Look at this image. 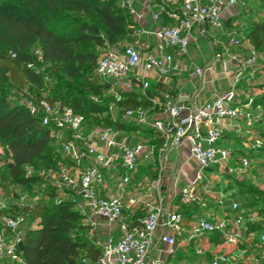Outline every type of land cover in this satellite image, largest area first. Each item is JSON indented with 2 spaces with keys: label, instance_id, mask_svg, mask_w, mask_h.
<instances>
[{
  "label": "built area",
  "instance_id": "1",
  "mask_svg": "<svg viewBox=\"0 0 264 264\" xmlns=\"http://www.w3.org/2000/svg\"><path fill=\"white\" fill-rule=\"evenodd\" d=\"M133 1L118 0V4L138 19L140 14L134 10ZM166 4L174 6L175 1L152 0L149 4L147 20L153 26V32L135 28L129 40L116 48H108L95 62V74L107 81L111 90L129 91L135 86L148 99L149 107L125 109L119 118L156 132L160 138L156 150L148 138H140L137 133L123 132L112 126L93 125L85 129L82 115L58 101L40 99L27 103L31 115L38 116L43 126L54 129L61 156L77 166L73 173L62 167L53 176V185L71 191L78 201V212L92 225L95 218H101L110 231L115 227L119 233L117 238L111 234L103 239L96 237L92 243L99 249V255L95 259L82 257L80 264H163L159 257L150 255L157 228L161 229L158 241L166 247H172L176 236L183 232L193 240L214 232L224 233L230 227L232 233L225 235L227 241L235 242L241 236L242 216L236 214L237 202L219 193L212 202L219 208L227 207L234 214L215 219L195 216L189 228H185L183 216L162 202L167 200L160 186L172 174L173 186L179 178L183 182L174 195L178 201L182 205L196 201L193 189L204 171L213 165L223 168L228 159L224 127L219 121L229 120L231 127L241 123L247 129L255 119L249 108L251 98L237 99L235 89L243 77L241 69L254 62L257 51L249 46L246 57L238 59L228 50L229 44L235 45L237 41L230 39V34L226 36L228 40H208V36L225 31L224 23L236 16V11L246 7V0H182L177 11L174 8L166 11ZM163 15L172 21V25L159 24ZM193 30L196 36H193ZM197 39L206 40L212 53L211 63L205 68L196 64L189 54L190 47H197ZM33 54L37 60L41 59L38 48ZM225 56H228L227 60H224ZM222 60L228 66L223 70L233 72L231 77L225 75L230 80L229 85L210 91L203 101L195 104L185 87ZM179 75L183 81L173 96L162 94V101L158 97H148L151 79L163 82V79ZM190 101L192 106L187 104ZM172 153L177 162L180 161L176 172L167 166ZM152 162L157 165L153 180L135 176L138 166ZM188 163L192 164L190 170L184 168ZM247 165V159L242 157L240 166ZM126 187H131L132 191L125 190ZM197 203L203 207L207 201ZM136 206L143 209L142 215L134 218L124 215L125 209ZM24 221L22 214H0V259L4 258L10 264H26L18 250ZM260 241L263 243V235ZM194 252L200 255L203 251L196 248ZM258 257L264 261V247L259 250ZM205 264L236 263L221 251L209 256Z\"/></svg>",
  "mask_w": 264,
  "mask_h": 264
},
{
  "label": "trees",
  "instance_id": "2",
  "mask_svg": "<svg viewBox=\"0 0 264 264\" xmlns=\"http://www.w3.org/2000/svg\"><path fill=\"white\" fill-rule=\"evenodd\" d=\"M178 1L180 3L174 6L166 4V11L175 7L177 11L182 0ZM256 2L264 12V0ZM163 17V25H172ZM229 26L230 20L224 23V29ZM136 27L127 10L119 7L118 0H0V44L9 49L8 54L0 51V147L5 148L8 155L4 162L6 183L11 186L42 183L47 196L54 197L58 188L47 177L53 178L62 167L68 168L70 173L77 168L69 158L61 156L54 129L43 126L38 116L28 112L27 103L32 100L58 101L82 115L85 129L99 125L137 133L148 138L156 150L160 144L156 132L119 118L125 109L149 107L148 99L134 89L111 90L109 83L95 74L99 55L129 40ZM244 40L264 53V18L250 25ZM32 44L40 51V60L31 51ZM93 47L100 51L95 52ZM28 63L32 66L28 67ZM40 65L51 72L57 84L48 89L47 94H41L44 80L38 70ZM91 66L93 71H90ZM171 78L170 84H163L162 80L150 82L148 97H158L162 101L163 95L173 96L177 81L175 76ZM61 87L65 90L61 91ZM258 89L251 103L264 112V82ZM9 90L18 92L24 101L17 98L9 101L8 97H14ZM36 163L40 164L42 174L36 171ZM214 166L206 170L212 171ZM27 167L32 171H25ZM227 167L226 164L222 169ZM156 172V162H152L138 166L135 176L153 180ZM61 190L75 197L68 189ZM175 201H178L177 196ZM137 209L141 213L131 215L132 218L143 214L142 208ZM220 209L229 210L227 207ZM0 214L23 215L19 254L26 264H80L82 257L95 259L100 253L85 234L90 225L84 222L86 218L78 212L74 199H61L49 205L36 201L19 209L11 207L9 212L0 210ZM261 235L264 236L263 232L255 236L258 250L264 247ZM207 236L213 244L225 241L221 232ZM1 264L10 263L3 258Z\"/></svg>",
  "mask_w": 264,
  "mask_h": 264
},
{
  "label": "rangeland",
  "instance_id": "3",
  "mask_svg": "<svg viewBox=\"0 0 264 264\" xmlns=\"http://www.w3.org/2000/svg\"><path fill=\"white\" fill-rule=\"evenodd\" d=\"M174 1L175 3H180L178 0ZM263 18L264 12L262 6L259 5L256 0H246V7L243 10L236 11V16L230 20V26L223 33H216L215 35L208 36V40H228L229 38L237 40L235 45L229 44L228 50L232 54H235L238 59H244L249 46H251L244 40V34L251 24L260 22ZM228 34H230L229 38L226 37ZM124 42L125 41H121L120 45ZM36 48L35 44L30 46L31 51ZM214 49L219 50L217 47H214ZM92 50L95 52L100 51L97 47H93ZM0 51L8 54L9 49L5 45L0 44ZM189 54L194 59L200 56V54H203V56L200 57V59L202 58L201 60H203V64L208 66L211 63L212 53L207 47L206 40H199L197 47H190ZM227 58L228 56H225L224 60H227ZM223 69H228L226 61L222 60L215 62L211 70L215 84L212 81L210 85L214 89H225L230 83L229 78H226L225 75L231 77L233 72H228V70L225 72ZM38 70L42 73L44 80V90L41 91V94H47L48 89L51 90L57 87V84L53 81L54 77L51 75V72L45 69L44 65H40ZM241 70L243 77L237 84L235 93L237 99L245 101L247 97L252 99V97L259 92L258 85L264 82V53L257 51L254 62L246 65ZM90 71H93V66L90 67ZM216 78L219 80L215 81L214 79ZM70 87L73 88L74 83L71 84ZM60 89L61 91L65 90L63 87ZM133 89L135 91L138 90L135 86ZM9 93L14 95V97H8L9 101L12 102L15 98H17L18 101L20 100V102L24 101L18 92L9 90ZM249 108L255 119L247 129L242 127L241 123L239 126L231 127L232 123L229 120H223L226 124L225 127L230 126L228 130L224 129L223 132V140L229 153L228 159L224 161L225 165H228L227 169L225 170L214 166L212 171L205 170L202 179L194 186L193 193L197 198L196 201H207L205 205L206 209H203L199 213L201 216L205 215V211L208 208L207 206L213 208V210L219 208L212 202V199L219 193L226 199L237 202L238 209L236 214L242 216V224L239 227V229L243 231L242 235L238 237L235 242H229L225 238L223 243L216 245L217 247L215 250H222L231 257L234 263L264 264V261L260 260L258 257L259 250L255 242L256 233L263 232L264 234V112L252 103ZM139 136L143 138L141 135ZM242 157H245L248 162V165L244 168L240 166ZM7 159V150L5 148L1 149L0 147V210L9 212L11 207L19 209L24 205H33L36 201H41L49 205L66 198L74 199L75 206L77 207L78 201L76 197H72L70 193L64 192L61 189L55 191L54 197H48L47 191L42 183L25 186H11L6 183L4 178V162L7 161ZM179 162L180 161H178L176 165H178ZM36 164V171L42 174L43 170L40 169V164ZM176 165L173 167L174 172H176ZM184 168L190 170L192 164L188 163ZM25 171L31 172L32 168L27 167ZM48 178L50 181L53 180V178L47 177V179ZM170 184L173 186V180L170 181ZM176 186L181 187L180 178L176 181ZM125 190L132 191L131 187H126ZM171 190H173V188H171ZM164 195H166V193ZM166 198L168 199V197L165 196V199ZM194 203L195 201L190 205H194ZM190 205H177L171 208L181 215L185 214L183 224L186 223L187 228H189L194 220L191 219L189 215L187 216V213L190 211ZM221 211L222 217L225 218L234 214L227 209H221ZM84 222L90 225L88 219H85ZM89 229L85 232L88 239L90 238V240L93 241L96 237H101L90 233ZM231 233V228H227L223 234L229 235ZM208 239L209 237L207 235L193 239L196 242L190 244V249L185 252L188 261L197 259V261L202 262L207 260L205 254L197 255L194 253V249L195 247L205 249V243L209 242ZM1 262L2 259H0V264Z\"/></svg>",
  "mask_w": 264,
  "mask_h": 264
},
{
  "label": "crops",
  "instance_id": "4",
  "mask_svg": "<svg viewBox=\"0 0 264 264\" xmlns=\"http://www.w3.org/2000/svg\"><path fill=\"white\" fill-rule=\"evenodd\" d=\"M156 1V0H155ZM152 2V0H134L132 3V6L134 8L135 11H137V13L140 14V17L138 19L133 18L134 23L137 25L136 28H144L145 30L149 31V32H153V26L149 24L148 22V8H149V4ZM176 8V7H175ZM174 8V9H175ZM164 17L162 16L160 19L159 24L164 23ZM167 22H171V20H167ZM193 36L195 35V31L193 30ZM150 40H153L152 37H150ZM197 40H201V39H197ZM208 47V46H207ZM200 51V49H199ZM203 54H200V56L196 57L194 59V62L196 64H198L199 66L202 67H206L203 64V60L200 59V57H202ZM220 73V72H219ZM176 77V81H177V86H179L182 81H183V77L182 76H175ZM213 77L211 74V70H206L204 71L202 77L196 79L194 81V83L192 85L188 84L185 87V92L188 94L190 100H194L195 104H199L201 101H203L210 93V91L214 90L213 87H211L210 85L212 84L213 81ZM172 79V78H171ZM171 79H163V84H170ZM215 81L219 80L218 78L214 79ZM156 81V79H151L150 82ZM213 83L215 84V82L213 81ZM192 101L187 102V104L189 106ZM220 125H222L224 127L225 130H228L230 128L229 127H225L226 124L223 122V120L219 121ZM177 158L175 157L174 153H172L171 158H170V163H168V168L170 170H173L174 166L177 164ZM189 170V169H188ZM169 175V173H168ZM170 178H166L164 181H162L160 189L163 193V197L165 199V196L168 197V199L166 198L165 200L167 201H162L165 205H167L169 207L170 210H172L171 208H174L177 205H182L179 201H175L176 196L175 193L177 192V190L179 189L178 186H176V183L174 184V186H172L170 184V181L172 180V174L169 175ZM183 185V182L181 181V186ZM171 188H173V190H171ZM129 192V191H128ZM166 193V195H164ZM126 195V194H125ZM174 196V197H173ZM173 197V198H171ZM172 199V201H168ZM125 203V201H123ZM190 211L189 213H187V216L189 215V217L191 219H194L195 216H201L199 213L200 211H202L203 209H206V206L200 207L199 204L197 203V201H195L194 205H190ZM137 207H133L129 210L125 209L124 210V215L127 217L129 215H133V214H140L141 211L139 209H137ZM207 210L205 211V215L201 216L204 218H209V219H215V218H221L222 217V211L220 208L213 210V208H210L209 206H207ZM143 211V210H142ZM174 211V210H172ZM144 212V211H143ZM184 227L187 228L186 223H184ZM114 229H112L111 231L106 227L105 222L103 221V219L101 218H95L93 220V225L90 223V233L94 234L95 236H101L100 238L103 239L105 238V236L107 234H111L114 238H117L119 236L118 231L115 229V227H113ZM161 233V229L157 228L155 230V237L153 240V246L150 252L151 256L154 257H159L162 261L163 264H205L206 261H197V259L195 260H187V255L185 254V252H187L190 249V244L195 243L196 241L194 240H190L188 239V234L186 233H181L180 235L176 236L175 238V244L172 247H166L163 244H160L158 241V236ZM201 242V241H199ZM206 248L202 249V254H205L206 257L211 256L213 253H216L215 248L217 247L216 245L218 244H213L211 242H207L205 243ZM197 247H195L196 249ZM194 249V250H195ZM217 251V252H221ZM195 253V252H194ZM207 259V258H206Z\"/></svg>",
  "mask_w": 264,
  "mask_h": 264
},
{
  "label": "water",
  "instance_id": "5",
  "mask_svg": "<svg viewBox=\"0 0 264 264\" xmlns=\"http://www.w3.org/2000/svg\"><path fill=\"white\" fill-rule=\"evenodd\" d=\"M22 249V244L21 242L18 243V250L20 251Z\"/></svg>",
  "mask_w": 264,
  "mask_h": 264
}]
</instances>
